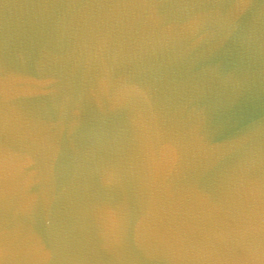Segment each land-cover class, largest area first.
I'll return each mask as SVG.
<instances>
[{"label": "water", "instance_id": "1", "mask_svg": "<svg viewBox=\"0 0 264 264\" xmlns=\"http://www.w3.org/2000/svg\"><path fill=\"white\" fill-rule=\"evenodd\" d=\"M0 264H264V0H0Z\"/></svg>", "mask_w": 264, "mask_h": 264}]
</instances>
